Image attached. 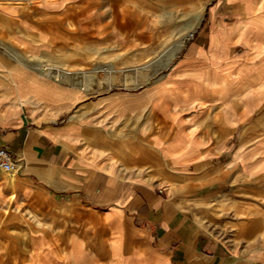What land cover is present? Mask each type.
<instances>
[{
  "label": "crops",
  "instance_id": "0c3cea01",
  "mask_svg": "<svg viewBox=\"0 0 264 264\" xmlns=\"http://www.w3.org/2000/svg\"><path fill=\"white\" fill-rule=\"evenodd\" d=\"M192 4L0 0V264H264V0Z\"/></svg>",
  "mask_w": 264,
  "mask_h": 264
},
{
  "label": "rangeland",
  "instance_id": "374dc122",
  "mask_svg": "<svg viewBox=\"0 0 264 264\" xmlns=\"http://www.w3.org/2000/svg\"><path fill=\"white\" fill-rule=\"evenodd\" d=\"M180 2H181V0H178V7L180 6ZM211 2V0H193V4H192V6L191 7H189L191 10V13H192V17H194L198 12H199V10H200V7H201V5H207L208 3H210ZM185 11V10H184ZM178 12H180V10H178ZM188 13V12H187ZM191 35V34H190ZM59 77H67V75H65V74H59L58 75ZM7 225V218L6 219H0V230H1V228L2 227H4V226H6ZM17 225H18V230L19 229H22V225H24V219H22V221L20 222V220L18 221V223H17ZM19 226L21 227V228H19ZM3 234H5V233H0V243H1V248L4 246V245H2L3 243H7V241H8V239H7V236H8V233H6L5 235H3ZM24 233L23 234H18V239L20 240V241H23V239H24ZM5 254H8V250L7 249H4V248H2V249H0V255L1 256H4ZM6 257V256H5Z\"/></svg>",
  "mask_w": 264,
  "mask_h": 264
},
{
  "label": "built area",
  "instance_id": "2783aa9c",
  "mask_svg": "<svg viewBox=\"0 0 264 264\" xmlns=\"http://www.w3.org/2000/svg\"><path fill=\"white\" fill-rule=\"evenodd\" d=\"M24 167L21 158L12 154L7 148L0 145V171L9 174H18Z\"/></svg>",
  "mask_w": 264,
  "mask_h": 264
},
{
  "label": "bare ground",
  "instance_id": "6f19581e",
  "mask_svg": "<svg viewBox=\"0 0 264 264\" xmlns=\"http://www.w3.org/2000/svg\"><path fill=\"white\" fill-rule=\"evenodd\" d=\"M189 36H191V35H189ZM106 70V69H105Z\"/></svg>",
  "mask_w": 264,
  "mask_h": 264
}]
</instances>
